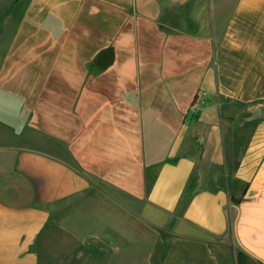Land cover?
<instances>
[{"label":"crops","instance_id":"obj_1","mask_svg":"<svg viewBox=\"0 0 264 264\" xmlns=\"http://www.w3.org/2000/svg\"><path fill=\"white\" fill-rule=\"evenodd\" d=\"M190 1L11 0L0 264H264V0Z\"/></svg>","mask_w":264,"mask_h":264},{"label":"rangeland","instance_id":"obj_2","mask_svg":"<svg viewBox=\"0 0 264 264\" xmlns=\"http://www.w3.org/2000/svg\"><path fill=\"white\" fill-rule=\"evenodd\" d=\"M10 2L11 0H2V2H0V33L2 34L0 35L3 36L0 38V41L7 38L12 25L9 18L4 16V14L11 8ZM234 2L235 0H192L184 7V10L186 9L184 19L188 22V26L192 32L209 34L211 31L208 28V25H210L212 18L214 17L213 21L216 28H221L225 23ZM201 21L206 22L204 27L200 26ZM155 172L156 170L154 169L149 173V175L151 173L155 174ZM149 178V176L146 178L147 183L149 182Z\"/></svg>","mask_w":264,"mask_h":264},{"label":"water","instance_id":"obj_3","mask_svg":"<svg viewBox=\"0 0 264 264\" xmlns=\"http://www.w3.org/2000/svg\"><path fill=\"white\" fill-rule=\"evenodd\" d=\"M263 117L262 109H255L252 114L247 118V120H255Z\"/></svg>","mask_w":264,"mask_h":264},{"label":"built area","instance_id":"obj_4","mask_svg":"<svg viewBox=\"0 0 264 264\" xmlns=\"http://www.w3.org/2000/svg\"><path fill=\"white\" fill-rule=\"evenodd\" d=\"M194 102L197 103L198 105H203L204 97L201 94H197Z\"/></svg>","mask_w":264,"mask_h":264},{"label":"trees","instance_id":"obj_5","mask_svg":"<svg viewBox=\"0 0 264 264\" xmlns=\"http://www.w3.org/2000/svg\"><path fill=\"white\" fill-rule=\"evenodd\" d=\"M149 182L147 183L148 184V188L151 186V184H152V182H153V177H154V175H153V173H151L150 175H149ZM234 201L235 202H238V200L237 199H234Z\"/></svg>","mask_w":264,"mask_h":264}]
</instances>
